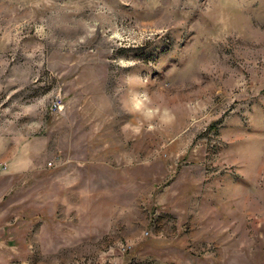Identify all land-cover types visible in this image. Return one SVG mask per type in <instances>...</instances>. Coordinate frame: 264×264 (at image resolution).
I'll list each match as a JSON object with an SVG mask.
<instances>
[{
    "label": "rangeland",
    "instance_id": "1",
    "mask_svg": "<svg viewBox=\"0 0 264 264\" xmlns=\"http://www.w3.org/2000/svg\"><path fill=\"white\" fill-rule=\"evenodd\" d=\"M0 162V264H264V0H0Z\"/></svg>",
    "mask_w": 264,
    "mask_h": 264
},
{
    "label": "built area",
    "instance_id": "2",
    "mask_svg": "<svg viewBox=\"0 0 264 264\" xmlns=\"http://www.w3.org/2000/svg\"><path fill=\"white\" fill-rule=\"evenodd\" d=\"M62 103V99L59 97L55 100L54 104H53V108L57 109L60 107ZM8 168V164L6 162H0V169L1 170H6Z\"/></svg>",
    "mask_w": 264,
    "mask_h": 264
}]
</instances>
